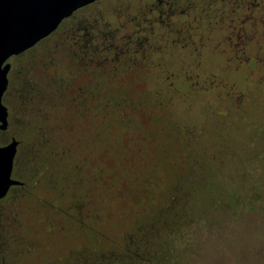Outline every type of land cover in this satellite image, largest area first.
Masks as SVG:
<instances>
[{
    "label": "rangeland",
    "instance_id": "374dc122",
    "mask_svg": "<svg viewBox=\"0 0 264 264\" xmlns=\"http://www.w3.org/2000/svg\"><path fill=\"white\" fill-rule=\"evenodd\" d=\"M156 8L98 0L7 61L26 185L0 202V264H129L132 238L170 264H264V26L252 58L227 32L190 49Z\"/></svg>",
    "mask_w": 264,
    "mask_h": 264
},
{
    "label": "flooded vegetation",
    "instance_id": "af4514ba",
    "mask_svg": "<svg viewBox=\"0 0 264 264\" xmlns=\"http://www.w3.org/2000/svg\"><path fill=\"white\" fill-rule=\"evenodd\" d=\"M263 4H264V0H157V8L156 10L153 9V11L155 13H158L159 20L155 24V27L158 24V25H161V29H166V31H170L171 33L172 32L174 33V31L177 30L175 29L176 28L175 23H177V19L182 16L185 23L183 21L182 22L183 24H179L178 30L181 33L183 32L186 33V37H185L186 39L183 43L184 47L186 46L192 49L191 45L193 44L196 45L195 47H198L204 44L207 46H210L208 42H205V40L207 38L209 39L210 37H212V34H211L212 31H216L217 33L221 32L224 37H225L224 33L227 32L228 34L227 38L225 37L224 39L225 41H228L230 43L232 51L233 52L242 51L244 52V55L246 56V58H252L250 57L252 55L247 54L246 50L242 48L243 47L242 41H245V42L247 41V43L252 45V43L250 42L252 37L261 36V35H257L256 32H258L259 30H262L264 26V5ZM183 7H184V10H183ZM211 7L213 8V10L209 11ZM180 8H182L181 10H183L181 11V14H179V11H178ZM193 8L194 9L201 8L202 12H200L199 15L192 16L193 13L191 14V9ZM209 12H212V14H210ZM74 13L70 15L69 17H72ZM174 15L176 16V19L173 20ZM69 17H66V18H69ZM204 21H206L207 24L204 25L203 24ZM258 22H260L261 26H258L259 25ZM161 29L157 30L155 28L154 32L159 34V31ZM252 31H254V34H252L251 38L247 39V36L244 33L248 34L249 32H252ZM196 32L202 33L200 38H198L199 36H197ZM205 32L207 33L205 34ZM212 38L215 40L214 37ZM156 41L158 43V44L155 43L156 47L158 45L162 46L163 41L160 40L158 36H157ZM176 41H177V36L176 38L172 39L173 43L174 42L176 43ZM217 41L218 40H215V43ZM179 42H183V40ZM255 46L257 47L258 45H255ZM261 62L264 63V61H261ZM18 102L19 104L23 103L22 100H18ZM7 108H8V126L6 129L0 128V134L1 133H9V134L7 138L4 140L0 138V146H7L15 140L18 141L17 152L14 158L11 178L15 180H19L16 177L15 164H16L17 155H19L21 152V149L24 143V138L20 134H18L19 133L18 130L15 132L12 131L13 125L16 124L17 126L16 119H19L20 116L18 114L13 113L10 106H7ZM0 125H1V122H0ZM19 181L22 183L12 184L9 187V190L6 193V195L3 198H0V202L7 198L14 196L16 194L15 193V190L17 189L16 187H22V188L25 187L26 185L25 182H23L22 180H19Z\"/></svg>",
    "mask_w": 264,
    "mask_h": 264
},
{
    "label": "water",
    "instance_id": "95a60500",
    "mask_svg": "<svg viewBox=\"0 0 264 264\" xmlns=\"http://www.w3.org/2000/svg\"><path fill=\"white\" fill-rule=\"evenodd\" d=\"M97 0H0V128L8 126V108L3 97L8 88L7 61L35 46L54 32L66 17ZM18 141L0 146V198L12 184Z\"/></svg>",
    "mask_w": 264,
    "mask_h": 264
},
{
    "label": "trees",
    "instance_id": "16d2710c",
    "mask_svg": "<svg viewBox=\"0 0 264 264\" xmlns=\"http://www.w3.org/2000/svg\"><path fill=\"white\" fill-rule=\"evenodd\" d=\"M178 236L182 237L183 234L182 236L181 235H178ZM131 240H132L131 242L126 243V244H120V243H117V241H115L114 247L117 250L124 249L126 250V252L129 249H132L133 252L131 254H133V256L129 258H130V261L132 260L133 264L135 263V260H140L143 264H170V260L172 259L171 251L165 250L164 252H161V255H158L159 257H157V255L153 254V252H150V251L148 252L146 250L142 251L144 248L140 245V243L135 245L133 238ZM171 243H174L173 240H171ZM170 248L172 249V245ZM130 261L128 262L129 264L131 263Z\"/></svg>",
    "mask_w": 264,
    "mask_h": 264
}]
</instances>
